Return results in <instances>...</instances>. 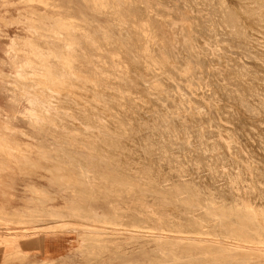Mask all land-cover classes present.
Masks as SVG:
<instances>
[{"label": "rangeland", "instance_id": "obj_1", "mask_svg": "<svg viewBox=\"0 0 264 264\" xmlns=\"http://www.w3.org/2000/svg\"><path fill=\"white\" fill-rule=\"evenodd\" d=\"M59 1L85 19L67 72L53 55L69 46L66 31L48 19L39 35L26 17L59 10L44 0H0V264H217L202 255L208 247L173 240H218L197 234L214 224L209 217L200 227L155 203L176 199L199 218L208 205L239 202L261 222L264 0ZM27 41L42 51L27 53ZM62 73L74 75L69 94L45 80L68 79ZM32 77L43 82L29 91L35 101L23 87ZM145 173L149 196L107 191L104 203L86 194V175L106 191L135 188ZM110 208L122 226L107 223ZM91 234L103 239L102 252L86 249ZM158 238L181 243L177 260L161 255Z\"/></svg>", "mask_w": 264, "mask_h": 264}, {"label": "bare ground", "instance_id": "obj_2", "mask_svg": "<svg viewBox=\"0 0 264 264\" xmlns=\"http://www.w3.org/2000/svg\"><path fill=\"white\" fill-rule=\"evenodd\" d=\"M48 1H50L52 4L48 3ZM82 1L86 2V3H91L92 6H99V5L103 6L104 0H82ZM44 2H45L44 4L46 6L53 7L54 9H58L59 11L56 14H47L46 12H44V13L38 14V17H36L34 15V13L30 12L27 14L28 16H26L27 21L31 25L32 29H35V30L38 29V34L42 35V36L44 35V34H42V31H46L45 29H46V24L48 23L47 22L48 19L52 21L53 27H55V29H58V30L62 29L64 31H66L64 36H62V37H63V40L69 44V46H67L64 51L58 50V51L54 52L53 55H55L54 56L55 62L58 63L59 65H61L60 66L61 68L66 69L65 71L67 72L68 70H70L72 68V61H73L72 57L75 54V51H74V46L76 43L75 42L76 41L75 33H76V31H80V30H83L85 28L83 26L85 19L82 18L80 21L77 22L76 18L71 17L68 14L67 8H65L64 11H61L62 6H61L59 0H44ZM111 8L113 9V7H111ZM50 11H51V9H50ZM37 23H38V26L36 25ZM51 33L52 32L49 31L48 33H45V34H48V36H50ZM88 40L90 43L89 45H91L90 49L98 50V46H95L96 41H94L90 37H88ZM26 45H27V47H28V45H32L31 46L32 52L31 51L27 52L29 54L34 53L37 50L42 51V49L36 47L33 44V42L27 41ZM25 58H26V64L28 67H31L34 70H36V69L42 70L43 67L42 68H41V66L36 67L35 62L32 59H30L27 56ZM43 70H45V69H43ZM46 70H48V69H46ZM69 72H71V71H69ZM45 74L50 76L49 72H47ZM65 74L66 73H62V76L66 77L68 79L62 80V79L58 78L56 75L54 76L56 78L53 77V78L48 79V77H47L45 79L46 81H48L51 84V86H53V88H51V90H54L55 92L64 90V91L68 92L67 94L71 93L69 90L74 87V84L71 83L72 80H74L72 78L74 75L73 76H65ZM25 80L27 81V84L23 85V87L26 89V93L29 95V97H31V99H33L31 101H35L36 100L35 96H33V94L31 95L29 93V91L30 92L31 91L36 92L38 85L40 86V84L43 82H41V80H40L37 83L36 77L26 78ZM64 100H67V99H64ZM12 147L13 146H11V148ZM12 150H15V149H12ZM12 157L14 158V155H12ZM27 162H28V159H27ZM85 178H87V181H89L88 182L89 189L86 190L87 196L90 199L102 200L104 203L105 202L109 203V200H108L109 194L107 193V191L115 193V194L121 193V194H124L127 196L130 195L131 197H137V196L138 197H141V196L146 197V196H149L151 193L148 188L145 189V187L148 186L149 180L151 179V176L148 175V173H145V175H144V183H142L143 180L140 181L138 186H136L135 188H133L132 186L113 184L110 186L108 185V187H106L107 188L106 191L103 188L104 186L91 184V182L94 180L92 177H89L88 175H86ZM153 179H154V177H153ZM72 180H73V178H72ZM251 180H254V179H251ZM234 181H236V180H234ZM68 183H71V182L68 181ZM73 183H74V181H73ZM179 185H181V184H179ZM157 186H159V185H157ZM252 187H253V185L252 186L250 185V188H248V189L251 190ZM97 191H99V192H97ZM37 194L38 193H36V195ZM190 194L192 197L193 193L191 192ZM189 199H190V197H189ZM206 203H208V202H206ZM263 203H264V199H263ZM156 204L161 208L168 209L169 211L171 210L172 207L176 208V209L173 208L172 210H174V211L176 210L175 213L181 215V217L182 216L186 217V218H183L184 222L187 219V220H189V222H193L194 225H198L200 227L202 226V223L205 222L204 219L209 217L208 219H210L212 223L214 222V224L210 227L205 225V228L206 227L209 228L207 232L203 233L200 231V233H197V232L196 233L200 236L209 235L211 237L212 236L219 237L218 240H206L205 238L204 239L203 238L188 239V238H182V237L181 238L177 237L176 239L174 238L173 240H178L179 242L183 240V242H181V243H183V245H185L187 247L188 246L196 247V248L205 247V246L208 247L209 249H211L212 252L211 253H204V254L201 252L202 255L204 257H213L212 261L216 262L217 264H254V263L264 264V206L261 210V215H260L261 222H259L258 221L259 217L257 218L254 215V211L249 206L241 205V203H239V202L235 203L232 206L230 205L231 207L227 208L226 210H218L217 208H214V206H215L214 204H213L214 206L208 205V204H207L208 206L204 205V206H206V208L205 209L203 208L204 211L201 214V216H199V218L195 217L187 209H184L183 204L181 202L177 201L176 199H173V200H170L168 198H163L162 200L157 199L155 205ZM145 206L146 205H144V207ZM147 207L148 206H146V208ZM110 210H111L112 214H111L110 218L107 219L108 220L107 223H110L109 222V220H110L114 226H116V227L122 226L124 223H122V217L120 216V214L116 210H114L113 208H110ZM34 211H36V209L32 210L30 213H28L26 217H29V216L32 217L34 215L33 214ZM77 211L78 212H76V213L78 216H80V218L81 217L86 218L87 216H89V214H84L85 212H83V211H80V212H79V210H77ZM218 211H223L224 213L218 214L217 213ZM147 212L148 211H146V213ZM26 217H23V218L26 219ZM92 218H93V216H92ZM93 219L95 220V218H93ZM101 219L102 218L100 217V220ZM175 219H176V217H175ZM183 219H182V222H183ZM10 220H12V219H10ZM96 220H98V219H96ZM158 220H159V222H161L163 224V222H164L163 218L158 219ZM12 221H10V222H12ZM257 221L259 222L260 225L257 224ZM98 222H100V221L98 220ZM173 222H175V221H173ZM182 222H179V223L181 224ZM130 224L133 226V223L129 222V225ZM106 225L108 226V224H106ZM125 225H127V224H125ZM189 227H190V225H189ZM189 227L187 226L186 228L188 229ZM83 228H85V227H83ZM186 228H184V229H186ZM190 229H192V228H190ZM190 229H188V230H190ZM190 231H192V230H190ZM184 232L185 231H183V233ZM193 233H195V232H193ZM86 234H88V233H86ZM86 237L87 236H83V242L87 243L86 249H90L93 252H99V253L102 252L103 246L105 245V243L103 242V239L101 237H99L96 234H91L87 239H86ZM212 238H214V237H212ZM158 240H159V238H158ZM225 240H228V241L230 240L232 243L234 242L235 244L229 245L231 243L227 244L228 242L226 243ZM7 242L8 241H5V243H7ZM181 243H165V242L159 240L158 246L160 247L159 249L161 251V255L163 257H166L167 254L169 255V253H171L173 255V257L176 258V254L180 251L179 249H180ZM83 244H82V246H83ZM255 246H259V247H255ZM261 246H263V247H261ZM0 250H1V248H0ZM235 255H239L240 258H237ZM176 260H177V258H176Z\"/></svg>", "mask_w": 264, "mask_h": 264}]
</instances>
